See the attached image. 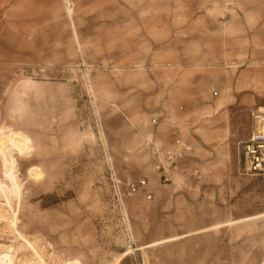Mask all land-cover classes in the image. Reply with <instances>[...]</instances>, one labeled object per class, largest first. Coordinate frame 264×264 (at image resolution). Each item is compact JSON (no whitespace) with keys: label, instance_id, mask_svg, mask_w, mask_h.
I'll use <instances>...</instances> for the list:
<instances>
[{"label":"rangeland","instance_id":"obj_1","mask_svg":"<svg viewBox=\"0 0 264 264\" xmlns=\"http://www.w3.org/2000/svg\"><path fill=\"white\" fill-rule=\"evenodd\" d=\"M225 51L264 77V0H52L51 55L0 71V138L26 139L16 185L0 156V264H264V175L242 158L264 100L207 107L215 153L153 179L156 120H199L187 98L212 102L202 75ZM155 194L183 202L159 211Z\"/></svg>","mask_w":264,"mask_h":264},{"label":"crops","instance_id":"obj_2","mask_svg":"<svg viewBox=\"0 0 264 264\" xmlns=\"http://www.w3.org/2000/svg\"><path fill=\"white\" fill-rule=\"evenodd\" d=\"M227 36L231 37L232 35L228 33ZM224 46L232 49V39ZM51 51L52 0H0V71L12 72L16 68L25 65H35L42 56H50ZM233 57V51L230 53L225 51L224 56L220 57V61L224 64L220 63V66L202 75L205 77L206 83L215 90L213 97L210 96L209 98L212 102L207 103L205 101L207 99L195 94L190 95L189 99L187 98L191 106L198 108L196 110L200 115L198 116L199 120L192 118L185 121L180 117L156 120L157 125H154V128L158 137L155 138L159 142L156 151L174 149L179 141L181 144L192 147V156L194 157L198 153L214 154L215 152L210 149L216 147L213 144L216 137H226V134L224 135L223 129L217 130L215 124H220L219 120L207 121L202 119L203 116L201 115L209 110L207 107H213L214 112H220L233 106L249 109L264 100V82H262L264 77L260 78L252 68L247 70L237 69L235 71L233 65L237 63L234 62ZM192 79V77H189L184 82L187 83ZM207 124L211 128L205 129L204 127ZM154 173L153 179L162 182V173ZM173 174L171 173V184L179 180V176ZM142 201L158 207V210L161 211L165 208L176 209L180 207L183 199L181 196L173 194L166 196L155 194V196L152 195L148 199L143 197ZM163 207L164 209H162ZM187 235L180 237H186ZM177 239L178 237L150 240L136 250L148 249L156 244Z\"/></svg>","mask_w":264,"mask_h":264},{"label":"built area","instance_id":"obj_3","mask_svg":"<svg viewBox=\"0 0 264 264\" xmlns=\"http://www.w3.org/2000/svg\"><path fill=\"white\" fill-rule=\"evenodd\" d=\"M251 118L252 132L242 149L243 171L246 174L264 175V108L253 112ZM191 150L190 146L178 141L176 148L167 150L162 156L160 152H154L158 162L155 171L162 173L163 182H170V174L179 170V160ZM146 185L145 180H139L137 183L129 185L130 194L138 192Z\"/></svg>","mask_w":264,"mask_h":264},{"label":"bare ground","instance_id":"obj_4","mask_svg":"<svg viewBox=\"0 0 264 264\" xmlns=\"http://www.w3.org/2000/svg\"><path fill=\"white\" fill-rule=\"evenodd\" d=\"M17 134H12L10 137L8 136L9 138H7L5 141H3L0 138V156L3 158V164L5 166H8L9 168H11V169L8 168L9 171L6 172L5 174H8V176L10 175L9 177L14 182V184H15V179H14V176L12 173L14 160H13V156L10 154L11 153L10 150H13L15 152L20 153L24 148H26V139L21 135L18 136ZM125 255H127V253L123 254V256H125Z\"/></svg>","mask_w":264,"mask_h":264}]
</instances>
